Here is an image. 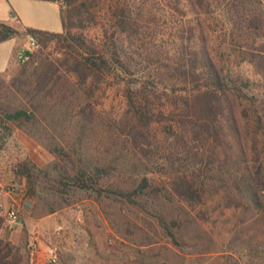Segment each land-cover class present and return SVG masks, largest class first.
Returning <instances> with one entry per match:
<instances>
[{
	"label": "trees",
	"instance_id": "1",
	"mask_svg": "<svg viewBox=\"0 0 264 264\" xmlns=\"http://www.w3.org/2000/svg\"><path fill=\"white\" fill-rule=\"evenodd\" d=\"M45 1L59 5L62 31L26 27L42 49L9 82L0 73V134H34L46 111L72 110L65 127L75 140L46 144L57 157L52 171L30 159L13 166L29 197L45 183L38 216L72 205L81 191L142 207L168 200L264 209V96L236 69L247 62L264 79V0ZM22 33L0 22V42ZM52 42L54 56L44 53ZM109 90L122 95L121 111L106 107ZM93 124L104 127L92 147L102 155L84 149ZM126 160L130 185L109 182ZM179 216L159 213L169 236Z\"/></svg>",
	"mask_w": 264,
	"mask_h": 264
},
{
	"label": "rangeland",
	"instance_id": "2",
	"mask_svg": "<svg viewBox=\"0 0 264 264\" xmlns=\"http://www.w3.org/2000/svg\"><path fill=\"white\" fill-rule=\"evenodd\" d=\"M3 5L8 4L4 2ZM32 15L39 18L45 28L61 29L56 3L46 2L45 8L40 7V11L36 10ZM97 33V30H91L92 35ZM56 50L52 42L44 53L50 52L54 56ZM236 69L251 79L253 95L264 96V79L251 64L241 62ZM20 70L21 64L14 63L2 73L1 78L9 82L10 78L20 74ZM15 96L16 101L30 106L21 93ZM104 100L109 110H122L123 97L119 91L109 90ZM70 111H46L40 116L39 124L32 128L34 134L17 127L11 132L1 131L0 200L4 204V212H0V264H51L45 250L52 243H58L60 248V259L56 264H264V209H257L249 202L240 207L224 208L213 201L190 205L165 200L148 202L142 207L107 197L99 202L90 193L81 191L72 196V205L38 216L37 208H43L44 196L49 197L42 181L36 186L37 194L30 197L32 205L21 211L16 222L7 223L4 213L12 205V199L6 192L8 186L18 180L26 187L25 177L20 178L13 171L14 164L30 159L39 169L52 171L57 157L46 144L67 145V142L75 140L73 133L68 137L65 127ZM51 119L54 122L52 126ZM93 126L87 130L84 149L89 150L90 147V155H102L92 147L103 135L104 127ZM262 142L264 163V135ZM124 165H128L127 160L109 182L130 185L129 181L135 174ZM171 211L179 213L181 222L180 226L171 228L174 237L167 234L158 219L160 212ZM200 211L207 212L209 218H200ZM170 221V216L165 219L167 223ZM59 227H62V233L57 237Z\"/></svg>",
	"mask_w": 264,
	"mask_h": 264
},
{
	"label": "crops",
	"instance_id": "3",
	"mask_svg": "<svg viewBox=\"0 0 264 264\" xmlns=\"http://www.w3.org/2000/svg\"><path fill=\"white\" fill-rule=\"evenodd\" d=\"M0 1H1L0 22H5L14 27H17L18 29L23 30V33L25 32L26 27L49 30L54 32H60L63 29L61 12H60L61 29L45 28L41 23L40 19L39 18L36 19L35 16L32 15L34 12H36V10L40 11V7L45 8L46 2H50V1H45V0H3V1L0 0ZM4 2H6L8 5L7 6L3 5ZM59 11H60V7H59ZM13 17H15V19ZM53 23L54 25H56L55 18ZM22 34L7 39L3 42H0V73L7 72L12 64L19 63L16 59V54L20 45L24 42Z\"/></svg>",
	"mask_w": 264,
	"mask_h": 264
},
{
	"label": "built area",
	"instance_id": "4",
	"mask_svg": "<svg viewBox=\"0 0 264 264\" xmlns=\"http://www.w3.org/2000/svg\"><path fill=\"white\" fill-rule=\"evenodd\" d=\"M15 19V17H13ZM24 42L17 50L16 59L20 64L28 63L31 60L32 53L42 48V43L33 33L25 31L22 34ZM7 194L12 199V205L4 213L5 220L9 224L16 222L22 210L29 208L32 205L30 197L27 195L26 187L18 180L12 181L6 190ZM0 212H4V204L0 200ZM62 227L57 228L56 235L60 237ZM45 256L49 263L56 264L60 259V248L58 243H52L47 246Z\"/></svg>",
	"mask_w": 264,
	"mask_h": 264
}]
</instances>
